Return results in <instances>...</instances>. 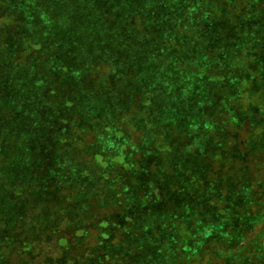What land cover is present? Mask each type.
Returning a JSON list of instances; mask_svg holds the SVG:
<instances>
[{
	"label": "trees",
	"instance_id": "trees-1",
	"mask_svg": "<svg viewBox=\"0 0 264 264\" xmlns=\"http://www.w3.org/2000/svg\"><path fill=\"white\" fill-rule=\"evenodd\" d=\"M0 264H264V0H0Z\"/></svg>",
	"mask_w": 264,
	"mask_h": 264
},
{
	"label": "rangeland",
	"instance_id": "rangeland-1",
	"mask_svg": "<svg viewBox=\"0 0 264 264\" xmlns=\"http://www.w3.org/2000/svg\"><path fill=\"white\" fill-rule=\"evenodd\" d=\"M195 85L193 84H182L183 87V91L187 93L191 92H195L196 94V87H194ZM190 87L193 90H190ZM184 96V95H182ZM173 102H176L175 99H173ZM197 103V102H196ZM186 104H189L188 106H186ZM185 104V110L184 113L186 114V109L191 106L190 103H186ZM192 110V112H194L193 109H189ZM100 114L103 115L104 118V125L102 127V136L99 137L97 143L95 144L94 147V154L97 156H99L100 154H102L103 152H108V151H115L118 150L120 148H122L124 146V139H122L121 135H118L114 128L113 125L111 123V119H110V113L109 111H100ZM102 118V116L100 117ZM148 141H145V143L143 142L144 146L147 145ZM98 158V157H97ZM185 162V161H183ZM196 165V163L194 164ZM64 170H65V174L70 176V177H77L78 180H82L87 176V171L83 166H79L78 164H75L74 162H66L65 166H64Z\"/></svg>",
	"mask_w": 264,
	"mask_h": 264
}]
</instances>
